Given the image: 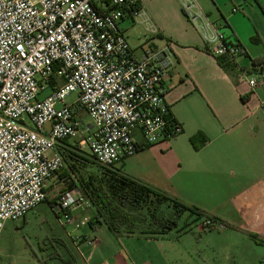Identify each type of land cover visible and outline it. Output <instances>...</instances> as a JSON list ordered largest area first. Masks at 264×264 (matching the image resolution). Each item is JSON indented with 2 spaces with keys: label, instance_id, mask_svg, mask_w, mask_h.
<instances>
[{
  "label": "built area",
  "instance_id": "obj_1",
  "mask_svg": "<svg viewBox=\"0 0 264 264\" xmlns=\"http://www.w3.org/2000/svg\"><path fill=\"white\" fill-rule=\"evenodd\" d=\"M104 1L105 8L94 0H0V233L48 201V183L63 167L56 152L63 141L78 140L79 150L112 168L143 145L182 133L170 122L163 88L173 64L170 44L138 55L119 27L136 0ZM177 1L206 52L237 65L246 51L224 23L211 20L201 0ZM145 15L132 12L133 21ZM141 24L158 34L146 16ZM247 82L252 90L264 86ZM71 94L76 99L68 102ZM51 203L66 224H89L73 215L90 209L81 191H65Z\"/></svg>",
  "mask_w": 264,
  "mask_h": 264
},
{
  "label": "crops",
  "instance_id": "obj_2",
  "mask_svg": "<svg viewBox=\"0 0 264 264\" xmlns=\"http://www.w3.org/2000/svg\"><path fill=\"white\" fill-rule=\"evenodd\" d=\"M140 4L150 21L157 15L153 8L181 12V29H158L156 36L150 33L157 42L133 50L140 55L143 48L170 44L173 64L163 88L182 133L143 145L115 168L212 215L221 230L233 227L248 236H264V112L260 108L264 86L252 90L247 82L264 80V0H201L209 18L224 23L226 34L246 51L230 71L205 51L177 0H140ZM256 60L261 64L253 67ZM197 135L206 139L199 149L191 141ZM73 215L82 221L91 219L92 211L78 208ZM79 230L73 244L82 264H164L186 253L185 259L191 256L187 249L179 255L175 241L179 245L184 237L172 239V232L158 239L123 237L138 238L143 244L138 252L128 254L119 247L120 238L104 225L87 224Z\"/></svg>",
  "mask_w": 264,
  "mask_h": 264
},
{
  "label": "rangeland",
  "instance_id": "obj_3",
  "mask_svg": "<svg viewBox=\"0 0 264 264\" xmlns=\"http://www.w3.org/2000/svg\"><path fill=\"white\" fill-rule=\"evenodd\" d=\"M94 3L99 8L106 6L104 0H94ZM160 8H153V12L157 15L151 17V22L157 27V30L181 29V21L178 18V15L182 17L180 10L177 12L176 9L167 11L163 7ZM119 27L127 37L132 49H137L142 43L157 42L153 41L152 35L146 32L143 25L128 17L119 22ZM76 96V94H71L67 101L73 102ZM82 116L84 122L88 123L89 119L85 113L82 112ZM68 143L77 146L78 140H69ZM77 150L79 154L92 160L85 149ZM61 151H63L62 145H59L56 152L62 155ZM64 153L66 155V152ZM76 163L77 176H74L75 180H78V177L87 179L90 175L97 176L101 172L96 161L79 160ZM58 175L48 183V201L37 205L23 219L6 222L0 233V264H82L80 254L73 244V241H77L73 239L80 235L81 230L66 224L64 218H59L49 205V202L57 201L63 192L75 189L67 177L60 179ZM157 216L171 220L175 219V212L172 207L164 204L159 208ZM143 217L139 214L137 220L139 225L143 223L141 229L147 226H144L147 219L144 221ZM196 222L189 215H184L178 220V229L182 226L195 229L191 233L183 235V242L179 245L175 241L179 255L181 256L182 252H186L187 249L191 252L190 258H184L186 253L183 254V258L179 257L180 260L177 258V260L173 259L164 264H258L264 259V246L257 245L250 237V235L256 234L248 236L233 227L221 230L218 223L209 222L210 226L204 227L201 222ZM198 227L201 229L200 231L196 230ZM175 232L176 230L172 232V239L176 237ZM258 234L256 236L263 240L264 236ZM119 242V247L128 254L138 252L143 248V244L138 238L128 240V238L121 237Z\"/></svg>",
  "mask_w": 264,
  "mask_h": 264
},
{
  "label": "trees",
  "instance_id": "obj_4",
  "mask_svg": "<svg viewBox=\"0 0 264 264\" xmlns=\"http://www.w3.org/2000/svg\"><path fill=\"white\" fill-rule=\"evenodd\" d=\"M141 9L140 0H136L133 7L127 10L126 17L133 20L132 12L140 11ZM217 60L225 70H234V64L227 62L223 58H218ZM259 64H261V61L256 60L253 62V67ZM168 117L171 123H176L171 112ZM191 141L196 149L201 148L206 143V139L201 135H197ZM61 145L63 151H61L62 155L59 154L63 156L64 152H66V155L62 157L63 167L58 176L60 179L67 177L73 183L74 188L81 191L89 201L92 211L90 226L104 225L116 238L141 236L158 239L167 236L174 230H176L175 238L191 233L193 230L190 227L182 226L178 229V220L184 215H189L191 219L197 221L196 223L201 222L204 227H208L205 225L207 221L216 224L220 223L218 219L211 217L201 209L187 205L175 197L125 174L121 169L108 168L98 162L96 163L99 164L98 167L101 172L97 176L90 175L87 179L78 177L76 181L74 179V176H77L76 162L79 160L95 162V159L91 156L92 160L82 156L77 150L78 147L69 144L67 141H63ZM51 204L49 202L50 206ZM164 204L173 208L175 219L170 220L157 216L159 208ZM139 214L144 216V221L147 219L144 224V226H147L144 229H141L143 223L139 225L137 222ZM151 226L154 228H149ZM250 237L257 245L264 246V240H261L258 236L250 235ZM258 264H264V259Z\"/></svg>",
  "mask_w": 264,
  "mask_h": 264
}]
</instances>
